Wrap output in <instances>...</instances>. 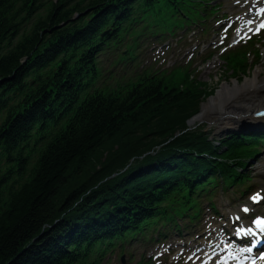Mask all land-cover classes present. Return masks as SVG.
Segmentation results:
<instances>
[{
  "label": "trees",
  "instance_id": "trees-1",
  "mask_svg": "<svg viewBox=\"0 0 264 264\" xmlns=\"http://www.w3.org/2000/svg\"><path fill=\"white\" fill-rule=\"evenodd\" d=\"M198 1L0 0V264H90L92 250L162 216L175 195L186 205L216 175L246 178L262 132L188 125L220 79L92 89L105 42ZM251 67L235 55L224 73Z\"/></svg>",
  "mask_w": 264,
  "mask_h": 264
},
{
  "label": "bare ground",
  "instance_id": "bare-ground-1",
  "mask_svg": "<svg viewBox=\"0 0 264 264\" xmlns=\"http://www.w3.org/2000/svg\"><path fill=\"white\" fill-rule=\"evenodd\" d=\"M260 70L262 68L258 67L252 77L240 83L234 80L231 84H222L217 91L215 90L216 93L202 104L198 118L209 121L219 118L223 122L221 128L238 126L239 131L246 122L252 125L264 123V118L259 120L250 116L264 106V77L260 78Z\"/></svg>",
  "mask_w": 264,
  "mask_h": 264
},
{
  "label": "rangeland",
  "instance_id": "rangeland-1",
  "mask_svg": "<svg viewBox=\"0 0 264 264\" xmlns=\"http://www.w3.org/2000/svg\"><path fill=\"white\" fill-rule=\"evenodd\" d=\"M258 67L262 68V70H260L261 71L260 78L264 77V62H262L260 64H255L254 66H252L251 70L246 73V76H242L239 79L238 78H228V77H226V75H224V73H223L224 68L222 66H219L216 69H214V70H212V71H210L208 73H205V74H192V75H193V78H196L197 80H202L204 82L211 83L210 85L216 84V82L219 80L218 78H220V81H218V85L216 86L217 90H218L222 84H225V83L231 84L234 80L238 81L240 83L241 81H244L246 78L252 77L254 72H256ZM224 78H226V79H224ZM216 91L214 92V94L216 93ZM208 99H209V97L207 99H205L204 104L207 102ZM200 114H201V112L199 114H197L196 116H194L192 122L189 124L190 126H193L196 123L207 124L208 128L211 129L212 134L215 135V136H219V135H223V134H229L232 130L239 129L238 126H236V127L229 126L227 128H221L220 125L223 124L222 120H219V118H216L215 121L214 120L209 121V120L204 119V118L203 119H199L198 117L200 116ZM250 116H252V115H250ZM243 124H244V127L242 128L241 132H244V130L246 129V126L249 125L250 123L247 122V123H243ZM261 125H262V127H264V123L260 124V126ZM251 126H257L258 127L259 125H251ZM260 151H259L260 153H262L264 151V146H263L262 150H260ZM253 162L254 161H251L249 163V165L246 167L247 171H249L251 169V166H252ZM217 181L220 182V178H218ZM213 190L216 193L225 194V195L229 196L232 199L233 198H238L239 197V191H241V189H238V190L233 189V190H230V191H228L226 193H223L225 191H222L220 185H217ZM137 246H138V244H135L132 249H135ZM124 264H128V262L125 261Z\"/></svg>",
  "mask_w": 264,
  "mask_h": 264
},
{
  "label": "snow or ice",
  "instance_id": "snow-or-ice-1",
  "mask_svg": "<svg viewBox=\"0 0 264 264\" xmlns=\"http://www.w3.org/2000/svg\"><path fill=\"white\" fill-rule=\"evenodd\" d=\"M237 2H239V0H237ZM259 14H264V8H260L259 9ZM249 24H252L253 21H248ZM262 30H264V21H261L256 27L255 29H251L249 28V31L252 32V34H259ZM243 38V37H242ZM260 199L259 195H256V196H253L252 197V200L253 202H258ZM244 212H248L249 209L248 208H244L243 209ZM255 226L257 228H259L261 231H264V220H256L255 222ZM246 235H252V236H255V233L252 231L251 228L247 229V231H243V230H238L237 231V236L240 237V236H246ZM253 247H255V244H253ZM247 251L251 252L252 249L251 248H248ZM232 259H235V257L233 256ZM260 259H264V254H262L260 256ZM218 264H226V261H218ZM252 264H255V261L252 262Z\"/></svg>",
  "mask_w": 264,
  "mask_h": 264
},
{
  "label": "water",
  "instance_id": "water-1",
  "mask_svg": "<svg viewBox=\"0 0 264 264\" xmlns=\"http://www.w3.org/2000/svg\"><path fill=\"white\" fill-rule=\"evenodd\" d=\"M193 118H194V117H193ZM193 118H192L191 120L188 121V124H190V123L192 122Z\"/></svg>",
  "mask_w": 264,
  "mask_h": 264
}]
</instances>
